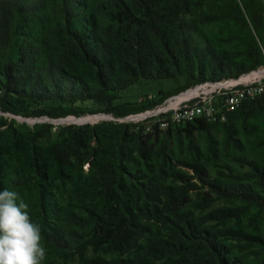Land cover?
Instances as JSON below:
<instances>
[{
  "label": "trees",
  "instance_id": "16d2710c",
  "mask_svg": "<svg viewBox=\"0 0 264 264\" xmlns=\"http://www.w3.org/2000/svg\"><path fill=\"white\" fill-rule=\"evenodd\" d=\"M210 24L219 28L212 38L202 28ZM263 41V0H0V109L80 116L62 105L92 101L111 108L143 79L183 76L184 92L257 70L264 65ZM167 97L158 93L138 108L119 104L111 112H140ZM258 113L264 96L226 122L197 119L145 132V125L110 120L57 134L51 123L32 129L2 116L0 190L28 203L41 226L42 264H258L237 253L255 254L264 235L230 224L242 210L212 206L219 199L264 206L248 182L255 178L264 191V165L244 158L238 161L248 173L213 174L199 156L174 162L165 150L167 167H161L151 144L155 133L169 137L177 127L190 141L195 131L221 124L232 133L235 120Z\"/></svg>",
  "mask_w": 264,
  "mask_h": 264
},
{
  "label": "rangeland",
  "instance_id": "374dc122",
  "mask_svg": "<svg viewBox=\"0 0 264 264\" xmlns=\"http://www.w3.org/2000/svg\"><path fill=\"white\" fill-rule=\"evenodd\" d=\"M184 17L186 20H192L194 18L191 15H184ZM202 28L204 33L210 38H212V33L214 34L219 31V28L212 24L208 26L204 25ZM263 46L264 41L262 47ZM186 82L187 79L183 76L158 80H140L123 91L120 97L111 104V108H109L106 103L102 102L101 105L92 101L62 105L67 108L74 107L80 110L82 113L80 116L68 115L61 118H52L47 115L25 116L24 114L3 112L0 109V117L3 116L9 120L14 119L17 124H26L32 129L43 123H51L53 133L57 134L62 127L85 124L95 125L103 121H110L112 119L108 118V115L112 114L111 111L114 110V106L126 104L128 108H138L139 106L136 104L139 102L140 98L147 93L168 95L167 99L179 95ZM35 106L37 105H34V107ZM52 106L57 107L60 105L59 103H53ZM108 110H110V112ZM125 123L133 124V121ZM254 126H258V130L253 131L252 127ZM233 129L234 132L230 133L227 127L221 124L214 126L208 131L197 130L193 134V141L188 139L186 132H179L180 127L173 129L169 137L167 136V131L159 132V135L155 133L151 137V144L156 153L155 162L161 167H167V164L161 161V154L166 150V152L170 153L174 162L180 158L188 160L199 156L207 164L208 169L213 174H216L218 171L229 172L230 168H232L234 173H248L250 167L248 165H241L240 161H238L244 158L247 160L257 159L264 165V146L258 137L264 136V113L255 114L247 121L242 119L235 120ZM231 134H234L233 138L230 137ZM84 169L85 172L89 171L88 163L85 164ZM248 182L252 183L259 196L264 198V191L260 187L258 181L255 178H251ZM193 197H196V193H193ZM19 200H24V197L18 199L17 202H19ZM220 206H233L235 209L242 210V214L239 218H233L230 221L231 225L243 227L248 231L264 235V206L255 202L248 203L237 199H219L213 204L212 208ZM253 250L254 252L256 251L257 254L256 252L253 255L242 252L237 253V255L247 261L263 264L264 246H256Z\"/></svg>",
  "mask_w": 264,
  "mask_h": 264
},
{
  "label": "built area",
  "instance_id": "2783aa9c",
  "mask_svg": "<svg viewBox=\"0 0 264 264\" xmlns=\"http://www.w3.org/2000/svg\"><path fill=\"white\" fill-rule=\"evenodd\" d=\"M189 91L196 93L178 102L179 96ZM261 96H264V65L238 78L198 84L152 108L120 117L111 114L108 118L118 122L133 121L137 128L145 125V131L185 125L197 119L226 122L231 112ZM155 97L156 94L147 93L139 101Z\"/></svg>",
  "mask_w": 264,
  "mask_h": 264
},
{
  "label": "clouds",
  "instance_id": "9594fccd",
  "mask_svg": "<svg viewBox=\"0 0 264 264\" xmlns=\"http://www.w3.org/2000/svg\"><path fill=\"white\" fill-rule=\"evenodd\" d=\"M17 201L15 191L0 190V264H42L41 226L32 221L28 203Z\"/></svg>",
  "mask_w": 264,
  "mask_h": 264
},
{
  "label": "bare ground",
  "instance_id": "6f19581e",
  "mask_svg": "<svg viewBox=\"0 0 264 264\" xmlns=\"http://www.w3.org/2000/svg\"><path fill=\"white\" fill-rule=\"evenodd\" d=\"M195 93H196L195 91H189V92L183 93L182 95L179 96L178 102L181 101V100H183V99H187V98L191 97Z\"/></svg>",
  "mask_w": 264,
  "mask_h": 264
}]
</instances>
